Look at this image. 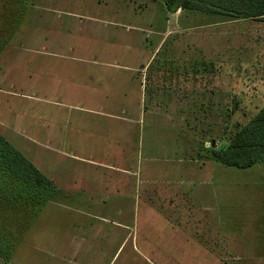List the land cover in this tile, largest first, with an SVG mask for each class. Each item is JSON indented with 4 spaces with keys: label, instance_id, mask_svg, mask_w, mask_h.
I'll use <instances>...</instances> for the list:
<instances>
[{
    "label": "rangeland",
    "instance_id": "obj_1",
    "mask_svg": "<svg viewBox=\"0 0 264 264\" xmlns=\"http://www.w3.org/2000/svg\"><path fill=\"white\" fill-rule=\"evenodd\" d=\"M169 3L0 0V133L55 188L0 204V264H264V163L211 156L264 106V24ZM175 171L196 239L145 195Z\"/></svg>",
    "mask_w": 264,
    "mask_h": 264
},
{
    "label": "trees",
    "instance_id": "obj_2",
    "mask_svg": "<svg viewBox=\"0 0 264 264\" xmlns=\"http://www.w3.org/2000/svg\"><path fill=\"white\" fill-rule=\"evenodd\" d=\"M169 1L173 13L182 10L211 16L221 22L256 21L264 24V0ZM211 156L216 163L238 169L264 163V106L246 125L237 129L224 149H212ZM54 190L51 180L0 133L1 209L7 211L23 203L27 204L25 207L29 212L34 211L51 197Z\"/></svg>",
    "mask_w": 264,
    "mask_h": 264
},
{
    "label": "crops",
    "instance_id": "obj_3",
    "mask_svg": "<svg viewBox=\"0 0 264 264\" xmlns=\"http://www.w3.org/2000/svg\"><path fill=\"white\" fill-rule=\"evenodd\" d=\"M148 64L143 70H146ZM178 171H175L174 173L176 177L170 176L171 174H169V181L164 182V184L168 186L167 190L164 189V191H159L157 193L154 188L146 187L145 195L148 196V203H153V198L156 197V204L150 203L152 206L148 204L152 212L154 211L153 213L157 211L159 216L161 213L162 217L169 218L173 223H175L176 227L181 230V234H183L186 238L188 237L187 239H196V237L192 236H195L196 232H192L191 230H187L185 228H191L192 226L197 227L196 223L198 216H194L193 214L196 212L198 213L199 211L207 212V210H211V212H213V208L206 201L207 195L203 193L201 189H198L197 174L192 176L191 172L182 173ZM209 173L211 172H205L202 174H206L208 176ZM186 180H190L187 185ZM192 186H195V188H192ZM200 201V204H202L201 207H199L198 204ZM116 208L120 211L119 205L118 207L116 206Z\"/></svg>",
    "mask_w": 264,
    "mask_h": 264
}]
</instances>
